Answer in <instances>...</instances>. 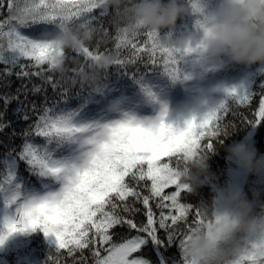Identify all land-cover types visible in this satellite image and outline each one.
<instances>
[{"label":"snow or ice","instance_id":"6c2138e0","mask_svg":"<svg viewBox=\"0 0 264 264\" xmlns=\"http://www.w3.org/2000/svg\"><path fill=\"white\" fill-rule=\"evenodd\" d=\"M97 9L98 16L94 14ZM193 9L198 11L195 4ZM109 15L114 24V13L103 6L102 0H0V64L11 68L19 65L20 71L15 73L18 78L39 77L44 84H51L55 92L60 81H71L75 85L78 73L105 55L115 56L112 66L129 77L134 78L141 65L160 68L162 64L163 72L175 80L179 76L178 60L198 53V45H188L181 50L163 48L158 45L156 34L137 33L127 27L115 26V35L111 36L102 21ZM88 26L98 29L95 47L74 51L83 62L68 69L66 50L57 47L51 38L57 33L75 32ZM22 29H35V32L27 35ZM141 36L147 39L141 41L138 39ZM109 40L114 41V48L104 47L101 51V45ZM21 58L33 63L26 66L20 63ZM131 66H135V71H128ZM11 68L5 70L6 75H12ZM57 72L60 80L54 82L48 73ZM102 74L103 82L88 90L81 87L71 97L80 101L77 107L69 106L67 89L59 93L60 100H54L51 107H44L42 111L35 103L31 104L35 120L21 133L22 144L18 149L9 146L0 159V202L16 214L15 219L5 216L3 229H0V246L16 232L40 230L45 237L53 236L56 251L65 249L74 264H152L148 259L133 256L149 243L153 245L158 264H169L161 250L173 245L178 249L179 259L172 264H185L182 255L185 240L198 225L208 222L201 217L199 207L193 209L191 204L179 201L182 191L189 192L180 180L179 170L184 154L211 151L213 141L227 132L222 123L229 113L226 103L221 102L219 108L209 111L202 119L192 117L182 128L164 122L167 109L155 119L138 121L124 113L122 119L108 122L104 115H89V105L99 103L97 98L106 95L109 74ZM41 90L42 85L31 88L33 93ZM145 91L151 95L148 89ZM227 91L229 96H237L239 104L252 96L245 92L238 94L235 88ZM21 95L27 99L26 84L21 85L15 95L5 94L0 100L5 109L13 100L17 101L20 106L14 114L23 112L21 119L28 121L31 117L24 110ZM261 95L264 97V93ZM4 116L5 112H0V120ZM261 121H264V98L247 124ZM10 123L11 120L0 123V132ZM205 139L208 142L201 144ZM162 157H175V167L159 163ZM21 162L25 166L23 172ZM128 177L137 184L151 181V196L159 198L158 219L149 207L150 197H141V193L126 182ZM173 185L176 190L165 194L164 190ZM130 196L137 200L142 198L148 208L146 223L137 224L120 214L131 210L125 203ZM165 209L169 211L166 213ZM123 225L135 230L137 235L116 243L109 230ZM160 230L164 231V238L158 235ZM85 249L91 253L90 260L84 256ZM76 252L80 253L79 259ZM49 262L59 264V259L49 255L47 264Z\"/></svg>","mask_w":264,"mask_h":264},{"label":"clouds","instance_id":"9594fccd","mask_svg":"<svg viewBox=\"0 0 264 264\" xmlns=\"http://www.w3.org/2000/svg\"><path fill=\"white\" fill-rule=\"evenodd\" d=\"M102 0L114 13V25L133 32L156 34L158 45L181 50L198 45V60L210 71L220 70L227 61L251 67L264 64V0ZM195 4L198 11H194ZM196 16L195 31L175 36L177 20ZM199 21V24L197 23ZM167 30L165 35L161 33ZM98 29L88 26L75 32L57 33L52 42L64 50L79 51L97 38ZM115 56L105 55L90 62L74 82L81 87L95 85L108 71ZM126 103L121 95L106 105L118 113ZM231 133L226 132L224 137ZM227 159L248 174L264 171V156H258L245 143H234L225 149ZM206 153L184 154L179 170L180 180L190 193L204 186L212 173ZM258 194H254V200ZM200 215L208 223L198 225L184 242L185 264H264V212H257L254 201L243 191L228 185L213 190L210 204H200Z\"/></svg>","mask_w":264,"mask_h":264},{"label":"trees","instance_id":"16d2710c","mask_svg":"<svg viewBox=\"0 0 264 264\" xmlns=\"http://www.w3.org/2000/svg\"><path fill=\"white\" fill-rule=\"evenodd\" d=\"M215 7V0L209 6V10ZM111 11V9H110ZM94 14L99 15V9L94 10ZM103 25L108 29L111 36L115 35V25L111 22L112 16H106L102 18ZM195 21L196 16L193 14L185 15L181 19L177 20V24L174 30V35L179 36L180 34H187L195 31ZM96 23V22H94ZM38 27V26H37ZM28 32L24 33L27 35H33L35 29H27ZM167 30H164L161 35H165ZM95 38L92 41L90 47H95L96 40ZM139 40L143 41L147 39L145 36L138 37ZM104 47L114 48V41L109 40V42L104 45H101L100 50L103 51ZM67 59L65 61V66L68 69L76 68L82 63V57H77V54L74 51L66 50ZM190 58L197 59L196 54H189L178 60V69L179 76L177 79L173 80L169 75L163 72V65L158 67H152L147 65H141L137 69L136 76L129 77L120 72L116 71V67L112 66L108 69V88L106 89V95L103 98L98 97L100 100L99 103H94L89 105V115L99 117L106 110V105L110 100L115 99L123 95L131 107L141 106L143 108H149L155 110L158 103L157 95L155 90L152 87V82L156 79H162L165 86L173 88L177 92H181L182 89L186 86L187 82V73H186V60ZM20 63L24 65H31L33 62L21 58ZM225 67L223 72L226 74H238L242 70H247L250 74L245 82L244 86L240 89L233 86H226L222 90V96L218 101L212 103L208 107L204 108L203 111L198 113L191 112H182L176 118H171L168 124L173 127H184L185 122L192 117H196L197 120L202 119L209 111L219 108L221 102H225L229 110V113L224 117L223 126L226 128L227 132L231 133L228 137H224V134H221L220 137L216 138L213 141L214 148L207 152L210 172L212 176L205 181L204 186L197 189L194 193L182 191L179 201L185 204H191L193 209L199 207L200 204L208 205L211 203L213 198V190L224 188L228 185H232V180L235 172V167L233 162L227 159V153L225 149L234 143H240L251 139L250 149L254 150L258 156H264V121H261L259 124H247V120L253 119L255 113L259 110L260 101L262 98L261 93H264V64H257L251 67H246L244 65H237L227 61L225 58ZM47 68V65L43 66ZM11 68L10 65L0 64V96L5 94L12 96L15 95L17 89L21 88V85H27V99L25 96L21 95L20 100L24 101V110H26L31 117L30 120L24 121L21 119L23 112L20 114H14V110L19 107V103L15 100L8 105L5 109L3 100H0V112H5L3 120H0V123H6L11 120L9 127L5 128L3 132H0V159H3L7 148L10 146L12 148H19L23 142V136L21 133L28 127L30 123L35 120V116L31 111V104L35 103L39 110H43L44 107H51V104L54 100H60L61 93L64 89L68 90L69 106L77 107L79 106L80 101L77 99H71L74 97L77 92L80 91L81 86L79 83L73 85L71 81L64 82L60 81V87L53 91L51 84H44L39 77H31L20 79L16 76L15 73L20 71L19 65L15 68H11L12 75H6L5 70ZM29 71H35L34 68H28ZM129 72L135 71V66H131L128 69ZM53 76V81L60 80V73H48ZM71 75V72L67 73ZM78 79V78H77ZM103 82V74H101L100 79L97 83ZM96 83V84H97ZM92 86H84L85 90H88ZM33 85H42L41 92L33 93L31 88ZM235 88L237 93L245 92L251 96V99L245 102L244 104H239L237 102V96H229V89ZM148 89L151 92V95L145 91ZM45 97L48 98L47 103L45 102ZM240 114L239 116L235 114ZM242 116L244 119H241ZM15 133V134H14ZM218 140H220L218 142ZM37 142H40L37 138ZM207 139L201 141V144L207 143ZM175 157H162L159 163H169L170 167H175ZM2 167V166H0ZM146 169V165H144ZM25 166L21 162V171H24ZM239 178L238 185L243 193L247 196L250 201H254L257 206V212H264V171L259 174H248L243 169L239 168L238 170ZM26 174V173H25ZM240 180V181H239ZM126 182L130 186L134 187L137 191L141 193V197L148 195L150 197L149 207L155 213V218H159L160 209L156 207V204L159 198L152 197L150 192L151 181H140L139 184L132 181L130 177L126 178ZM33 183L35 181L33 180ZM38 186V185H37ZM175 186H170L164 190L165 194H170L175 191ZM254 194H258V199L254 200ZM130 207L129 212L121 211V215L126 219H132L135 223L141 224L147 222L146 212L148 208L142 203V198L137 200L135 197H128L125 201ZM167 203H171L168 201ZM4 209L3 203L0 202V229H3L4 221L2 217V210ZM166 213L169 209L164 210ZM192 219L190 215L189 221ZM158 226V225H157ZM183 227V224H181ZM112 233V239L116 243L123 242L124 239H130L133 236L137 235V232L133 229H129L127 225L116 226L113 229L109 230ZM146 235V234H141ZM158 235L161 238L165 237L163 230L158 231ZM166 259H168L169 264H172L173 261H178V249L175 245L168 249H162ZM49 255L57 257L59 259V264H74L73 257L68 255L65 249L56 251V241L53 236L45 237V235L37 230L35 232H16L13 235H10L5 240L4 244L0 246V264H47ZM75 256L77 259L80 258V253L76 252ZM84 256L88 257L90 260L91 253L85 249ZM133 256L145 258L152 262V264H158V257L154 251L153 245L149 243L146 246H143L140 251L133 253ZM51 264V262H49Z\"/></svg>","mask_w":264,"mask_h":264},{"label":"rangeland","instance_id":"374dc122","mask_svg":"<svg viewBox=\"0 0 264 264\" xmlns=\"http://www.w3.org/2000/svg\"><path fill=\"white\" fill-rule=\"evenodd\" d=\"M22 32L27 33L28 30L22 29ZM223 69L224 68L210 71L198 60V58H190L186 60L185 69L188 80L181 92H177L173 88L165 86L162 79L158 78L152 82L153 89L158 96V105L154 111L139 105L131 107L126 100V103L119 113H111L106 110L102 115L107 118L108 122L114 119H122L124 113H127L129 117H133L138 121H143L145 119H155L162 111L167 109L164 122L168 124L171 118H176L182 112H201L204 108L220 99L222 90L226 86H233L240 89L244 86L245 82L247 83V79L250 76L247 70L241 71L238 74L229 75L224 73ZM243 143L250 148L251 139L247 138ZM233 166L235 167V174L231 184L237 186L239 167L235 163H233ZM15 215L13 209H5L4 207L2 210L3 221L5 216L10 219H15Z\"/></svg>","mask_w":264,"mask_h":264}]
</instances>
